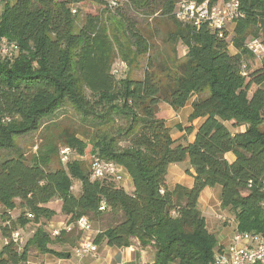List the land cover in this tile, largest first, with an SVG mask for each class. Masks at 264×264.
Returning a JSON list of instances; mask_svg holds the SVG:
<instances>
[{"label": "trees", "instance_id": "1", "mask_svg": "<svg viewBox=\"0 0 264 264\" xmlns=\"http://www.w3.org/2000/svg\"><path fill=\"white\" fill-rule=\"evenodd\" d=\"M82 1L3 0L0 38L14 43L18 55L12 64L0 55V264H26L33 249L69 258L50 246L73 245L74 230L54 238L44 230L57 215L50 206L55 201L68 224L81 217L100 223L95 244L124 248L137 239L154 249L153 264H214L216 240L198 209L205 188L220 187V206L234 216L238 232H264V61L255 71L242 70L253 57L245 39L264 35V0H237L235 54L226 30L219 37L206 25L174 18L183 0H89L101 9L80 17L73 5ZM154 16L172 24L168 52L142 28V20ZM116 59L135 69L144 59L142 77L114 75ZM190 100L188 120L201 122L185 128L194 132L192 142L178 143L166 124L172 117L159 107L174 114ZM67 108L79 127L54 136L53 119ZM36 132L42 133L38 153L28 156L16 142ZM57 143L122 167L132 191L109 178L90 180L79 160L50 169ZM170 165L184 166L190 188H168ZM73 179L80 182L78 195L71 192ZM17 208L23 211L14 219ZM27 224L35 230L21 247L11 234Z\"/></svg>", "mask_w": 264, "mask_h": 264}, {"label": "built area", "instance_id": "2", "mask_svg": "<svg viewBox=\"0 0 264 264\" xmlns=\"http://www.w3.org/2000/svg\"><path fill=\"white\" fill-rule=\"evenodd\" d=\"M115 6L114 2H111ZM74 13V12H73ZM174 18L184 24L193 25L199 28L206 25L211 31L217 32L219 37L224 35L226 26L230 21L239 17V3L237 0H231L226 3L209 5L207 1L196 3L192 1H180L175 7ZM247 51L261 61H264V39H253L245 45ZM14 43L8 42L5 38L0 39V55L3 58L10 56L12 51H16ZM112 73L117 76V70L113 66ZM61 163L67 164L72 160H81L75 150L68 147H61L59 150ZM90 180H100L109 178L115 182L123 181V174L118 165L104 161L97 156H92L89 168ZM261 192L264 193V177L260 181ZM251 186V183L249 187ZM104 209V203L100 204L99 210ZM27 217L31 218L28 214ZM74 228L81 233V238L77 248L74 250V257L81 259L85 256L96 257L97 244L94 243V237L91 235V223L86 217L79 218L75 223H63L61 226L51 230L50 235L57 237L62 231L71 232ZM21 236L18 232L11 234V240L20 245ZM244 242H246L244 244ZM214 264H264V232L252 234L249 232H238L233 236V242L228 247L225 254H216L213 259Z\"/></svg>", "mask_w": 264, "mask_h": 264}, {"label": "crops", "instance_id": "3", "mask_svg": "<svg viewBox=\"0 0 264 264\" xmlns=\"http://www.w3.org/2000/svg\"><path fill=\"white\" fill-rule=\"evenodd\" d=\"M220 4V3H218ZM236 51L232 54H235ZM191 101L184 108L174 112L176 117L167 121V126L170 128V135L173 140H176L178 143H190L193 140L194 132L187 134L185 128L190 126V123L182 125L181 128H178L175 132L172 129L173 126L180 124L182 121H175L178 115L187 108L186 116L187 119L191 113ZM161 111H168L169 107L165 104L160 105ZM201 119L194 120L191 125L197 127ZM230 160H234L232 154L227 155ZM177 165H170L167 170V185L169 189H173L176 185H180L186 188H190L193 183L192 177L185 175L181 171H178ZM123 174V181L125 184L122 186L126 192L132 191V181L126 171L120 167ZM80 186V185H79ZM80 188V187H79ZM220 191L217 187L205 188L198 199V209L201 214L205 217L206 227L208 231L214 236L216 240L214 255L216 254H225L228 250V247L233 242V236L237 231V223L232 214L228 210H223L220 206ZM80 193L78 190L77 195ZM75 195V194H74ZM58 202V201H55ZM58 204V210H55L57 213H60V203ZM219 206L220 211H216V214L213 213V207L217 208ZM211 213L207 214V211L211 209ZM16 213V209L12 211V217ZM29 226V224H27ZM91 235L95 237L100 232V227L97 222H92L91 226ZM33 234V231H30V234ZM79 237H81V233ZM30 235V237L32 236ZM80 239V238H79ZM79 242V240H78ZM246 242H244L245 244ZM5 244V240L2 239L0 248ZM79 244V243H78ZM76 244L70 245L68 243H56L51 245V248L58 252L69 253V258L61 259L50 254H41L37 251H34V258L29 256L26 264H153L155 251L152 247H141L137 239H132L131 245L124 248L110 247L106 245L105 241L97 244L98 250L96 257L85 256L81 259L74 257L73 252L77 248Z\"/></svg>", "mask_w": 264, "mask_h": 264}, {"label": "rangeland", "instance_id": "4", "mask_svg": "<svg viewBox=\"0 0 264 264\" xmlns=\"http://www.w3.org/2000/svg\"><path fill=\"white\" fill-rule=\"evenodd\" d=\"M8 1L11 2L12 0H8ZM107 1H110V0H107ZM117 1L119 3H122V0H117ZM2 4H3V0H0V10L2 8ZM73 9L79 11V13H80L79 15L81 17L83 14H86V13L96 14L99 12V10L101 8L97 4H94L89 0H84L82 2H79L78 4H74ZM140 20H142V19L140 18ZM141 23H142V26H143L142 28L144 29L145 33L150 38H152L153 44L158 49L168 52L170 50V47L168 45H166L164 43V41L166 39L168 32H170L172 30L171 22L168 19H164L161 17L154 16V17H151L148 19H143ZM233 28H234V21H230L226 26V31L228 33L227 39L229 42V52L231 54L236 51L233 48V46L231 45V39L233 37ZM253 39H259L262 41L264 39V35L260 36V37H256V38H251L250 36H247V38L244 41V45H246L248 42H250ZM177 53H178L179 57L183 56L184 48L181 45L177 46ZM17 55H18L17 50L12 51L10 56L7 58H4V59L7 63L12 64L14 62V60L16 59ZM144 61H145L144 59H141L140 66L135 69L133 67H128L122 61H120L119 59H116V61L114 63V67L117 70V76L118 77H125L126 75H130L133 78H141L142 77V69L144 66ZM261 64H262V61L259 60L258 58H256L255 56H253V57L248 56L244 60L242 70L245 73H249V72H252V71L259 69L261 67ZM254 90H255V87L253 86L249 91V96L252 95ZM190 101H192V100H190ZM181 109H179V110H181ZM169 111L170 110L161 111V112H163L167 116L169 115L170 117H172L170 119H173L174 117H176L175 114H173ZM186 111H187V108L183 109V111L178 115L177 119L175 120L178 122L179 121H182V122L180 124H177V125L172 127L174 132L178 128H181L182 125L190 123L189 120L187 119ZM262 114L264 117V109L262 111ZM77 122H78L77 116L74 114V112L70 108L62 110L61 113L53 119V124H51V125H55V127H56V130L54 131L53 135L57 136L58 134H61V133L66 132V131H69V132L77 131V129L79 127V124ZM190 125H191V123H190ZM241 129H243V128L241 127ZM261 129L264 131V122H263ZM41 135H42L41 132L30 133L28 135H25L23 138L18 139L16 143L21 146V148L26 153V155L32 156V155L38 153L37 151H38V146L41 143L40 142L41 141L40 140ZM57 144H58L57 145L58 149L60 147H62V143H57ZM88 151L89 150H87V152ZM81 157H82V159L79 160L80 161L79 165L81 166V168L86 169L89 173L90 160H91L92 154L89 155L88 158H85L83 156H81ZM56 167H66V164L61 163L58 155H56L54 163L51 164L49 168L54 169ZM176 167H177L178 171H181L182 173L185 174V171L183 170L184 166H176ZM116 183L118 185L125 184L124 181H120V182H116ZM79 185H80V182L77 179L72 180L71 192L73 194L77 195L78 190H80ZM216 187L218 190L220 189L219 186H216ZM56 203H58V202H53L50 204V206L53 209L58 210V204H56ZM213 209H214V211H213L214 214H216V211H218V212L220 211L219 206H217V208L213 207ZM211 210H212V208L207 211V214H210ZM22 211L23 210L21 208H17L16 213L14 215V219H17V217L22 213ZM106 219H107L106 223H108L109 221L111 222L110 217H107ZM92 222H97V221H90L91 226H92ZM63 223H66V218L63 215H61L60 213H57V215L55 217H53V219H51L49 222L46 223V225L44 226V230L47 231L48 234L50 235L52 229H55L56 227L61 226V224H63ZM97 223L100 227V223L99 222H97ZM102 225L104 226L105 224H102ZM33 229L35 230V227L33 226V224H29V226L26 225L24 228L19 229L17 231L18 234L22 238L21 239L22 243L19 246H21V247L24 246V244L26 243V241L30 238V235L32 234V232L30 234V231H33ZM70 235H72V241L74 244H76L75 246H78L79 242H78V239L76 238L77 230H75V228H74V231ZM50 237L54 238L51 235H50ZM79 241H80V239H79ZM1 243H2V238L0 236V246H1ZM34 251L35 250L33 249L30 252L29 256H31V258L35 257Z\"/></svg>", "mask_w": 264, "mask_h": 264}]
</instances>
